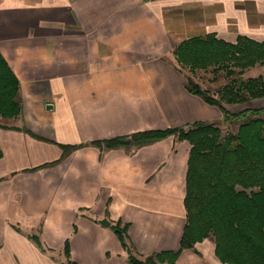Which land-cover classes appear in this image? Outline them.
<instances>
[{
	"label": "crops",
	"instance_id": "1",
	"mask_svg": "<svg viewBox=\"0 0 264 264\" xmlns=\"http://www.w3.org/2000/svg\"><path fill=\"white\" fill-rule=\"evenodd\" d=\"M208 34L264 42V0H0V53L22 102L18 117H0V264H132L118 221L140 260L180 249L191 145L95 143L229 126L187 90L174 55ZM62 146L78 148L63 158ZM215 249L211 236L176 264H225Z\"/></svg>",
	"mask_w": 264,
	"mask_h": 264
},
{
	"label": "trees",
	"instance_id": "2",
	"mask_svg": "<svg viewBox=\"0 0 264 264\" xmlns=\"http://www.w3.org/2000/svg\"><path fill=\"white\" fill-rule=\"evenodd\" d=\"M174 55L182 68L192 72H224L229 82L217 91L218 97L189 76L186 88L207 104L219 107L223 121L238 124V130L224 135L216 124L196 122L188 128L145 131L95 143L107 148L142 146L176 136L191 145L184 199L187 224L180 249L140 260L128 242L129 225L118 221L113 229L132 264H176L184 250L211 236L222 263L264 264V107L238 113L225 108L264 98V76L244 78L246 71L264 66V42L240 35L235 43H229L208 34L183 41ZM21 112L19 80L0 53V117L12 119ZM62 148L64 158L78 146ZM33 240L39 244L35 237ZM68 251L67 244L66 254Z\"/></svg>",
	"mask_w": 264,
	"mask_h": 264
},
{
	"label": "rangeland",
	"instance_id": "3",
	"mask_svg": "<svg viewBox=\"0 0 264 264\" xmlns=\"http://www.w3.org/2000/svg\"><path fill=\"white\" fill-rule=\"evenodd\" d=\"M189 77H191L195 82L201 85V87L205 90H209L211 94L215 97L217 96V91L226 85L229 82V79L226 78L224 72H220L219 74H214L211 69L204 71V70H196L190 71L189 68L184 67ZM263 75L264 76V66H256L253 69L246 71L244 78L249 77H257ZM255 101V100H254ZM253 101L243 104L239 106V108H248L253 106ZM257 108V107H255ZM227 125V124H225ZM224 125L219 126L222 133L225 135L226 133H236L238 129V124H229V126ZM188 128V127H187ZM224 128V129H222ZM227 128V129H226ZM179 139V138H178ZM180 140V139H179ZM182 141V140H181Z\"/></svg>",
	"mask_w": 264,
	"mask_h": 264
},
{
	"label": "water",
	"instance_id": "4",
	"mask_svg": "<svg viewBox=\"0 0 264 264\" xmlns=\"http://www.w3.org/2000/svg\"><path fill=\"white\" fill-rule=\"evenodd\" d=\"M101 224L105 225V226H109L110 225V223L106 219L101 220Z\"/></svg>",
	"mask_w": 264,
	"mask_h": 264
}]
</instances>
